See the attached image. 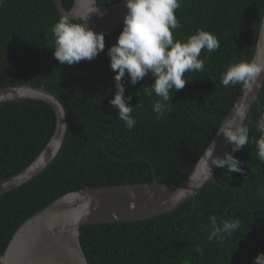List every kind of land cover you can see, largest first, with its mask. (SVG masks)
I'll list each match as a JSON object with an SVG mask.
<instances>
[{
    "label": "trees",
    "instance_id": "1",
    "mask_svg": "<svg viewBox=\"0 0 264 264\" xmlns=\"http://www.w3.org/2000/svg\"><path fill=\"white\" fill-rule=\"evenodd\" d=\"M110 5L120 0H97ZM73 0H62L70 8ZM264 0H181L175 15V38L204 29L216 35L219 48L205 58L202 72L185 73L182 90H173L163 117L152 111L151 77L136 85L125 78L136 126L128 130L109 104L115 91L108 47L122 23L104 34L105 50L91 60L60 65L52 54L51 26L61 16L53 0H5L0 5V87L30 83L55 94L66 111L67 130L55 158L36 176L0 194V254L12 233L28 217L61 195L84 187L153 180L174 188L196 164L241 85L224 87L221 75L230 62L252 60ZM111 89V91H109ZM244 123L250 143L233 153L245 175L217 167L195 201L156 216L85 224L80 243L89 264H253L264 253V161L252 139L264 112V82ZM55 126L52 108L36 99L0 102V179L28 165L44 147ZM231 150L229 145L227 151ZM194 203V204H193ZM239 220V228L220 241H208L209 217ZM203 249L197 254L195 248Z\"/></svg>",
    "mask_w": 264,
    "mask_h": 264
},
{
    "label": "clouds",
    "instance_id": "2",
    "mask_svg": "<svg viewBox=\"0 0 264 264\" xmlns=\"http://www.w3.org/2000/svg\"><path fill=\"white\" fill-rule=\"evenodd\" d=\"M124 4L127 11L122 28L115 43L107 49L115 86L109 104L117 111L126 128L131 130L137 120L132 116L133 105L128 103L132 97L125 95L122 81L127 78L129 83L136 85L151 77L152 83L144 88V92L148 97L153 93L159 97L153 101L152 111L158 118L163 117L170 108L172 91L182 90L189 82L185 79V73L204 71L205 58H201V52L206 50L208 54L213 53L219 48V41L215 34L204 29H197L183 38L174 37V32L181 26L175 15L181 7V0H124ZM92 12L103 15L94 5L87 15H61L51 26L54 38L52 54L60 65L71 66L82 60L91 61L105 50L104 34L93 31L88 25ZM262 72L264 64L255 60L230 62L221 75L220 83L224 87L239 84L250 92ZM245 118V108H236L221 123L216 135H222L231 150L225 151L222 157L216 156L215 140H211L201 158L204 179L213 175L209 161L211 165L228 172L246 174L242 162L233 155L250 143V129L244 123ZM255 127L260 135L251 143L255 145L259 160L264 161V112L259 115ZM148 194L151 195L150 190ZM209 221V242L232 235L240 224L239 220L231 218L218 222L216 215L210 216ZM195 252L203 254V249L197 246ZM253 264H264V253H257L253 257Z\"/></svg>",
    "mask_w": 264,
    "mask_h": 264
},
{
    "label": "water",
    "instance_id": "3",
    "mask_svg": "<svg viewBox=\"0 0 264 264\" xmlns=\"http://www.w3.org/2000/svg\"><path fill=\"white\" fill-rule=\"evenodd\" d=\"M4 1L0 0V5ZM53 2L61 15H87L95 5L103 15L90 13L88 25L93 31L103 34L116 29L127 11L124 0L110 5H100L97 0H73L68 9L64 7L62 0ZM252 60L264 64V10ZM263 82L264 72L250 92L241 85L223 121L231 116L236 108H245L246 117L255 103L260 109L259 94ZM16 99L46 102L55 114V126L44 147L28 165L0 179V194L18 187L40 173L58 154L67 130L64 106L58 97L44 86L25 83L0 87V102ZM213 139L216 144L214 155L222 157L229 144L222 135L216 133L211 140ZM210 142L188 175L174 188L158 182L153 170V180L150 182L84 187L61 195L19 225L12 233L4 252L0 254V264H89L80 243L81 226L156 216L178 207L185 201L194 202L206 183L219 184L215 178L217 167L211 165L210 161L213 175L204 179L201 173V158L208 150ZM149 190L151 195L148 194Z\"/></svg>",
    "mask_w": 264,
    "mask_h": 264
}]
</instances>
